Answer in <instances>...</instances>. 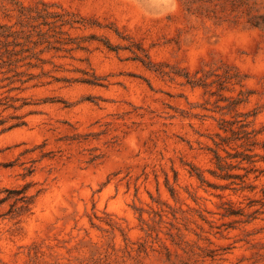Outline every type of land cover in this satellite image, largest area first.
<instances>
[{
  "label": "rangeland",
  "instance_id": "374dc122",
  "mask_svg": "<svg viewBox=\"0 0 264 264\" xmlns=\"http://www.w3.org/2000/svg\"><path fill=\"white\" fill-rule=\"evenodd\" d=\"M0 0V264H264V0Z\"/></svg>",
  "mask_w": 264,
  "mask_h": 264
},
{
  "label": "clouds",
  "instance_id": "9594fccd",
  "mask_svg": "<svg viewBox=\"0 0 264 264\" xmlns=\"http://www.w3.org/2000/svg\"><path fill=\"white\" fill-rule=\"evenodd\" d=\"M153 4H163L165 6L164 15L175 13L178 10V0H150Z\"/></svg>",
  "mask_w": 264,
  "mask_h": 264
}]
</instances>
